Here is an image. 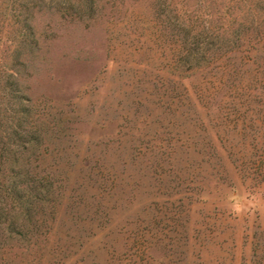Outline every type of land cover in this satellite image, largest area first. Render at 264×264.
Listing matches in <instances>:
<instances>
[{"label":"rangeland","instance_id":"obj_1","mask_svg":"<svg viewBox=\"0 0 264 264\" xmlns=\"http://www.w3.org/2000/svg\"><path fill=\"white\" fill-rule=\"evenodd\" d=\"M0 168V264H264V0H0Z\"/></svg>","mask_w":264,"mask_h":264},{"label":"trees","instance_id":"obj_2","mask_svg":"<svg viewBox=\"0 0 264 264\" xmlns=\"http://www.w3.org/2000/svg\"><path fill=\"white\" fill-rule=\"evenodd\" d=\"M21 139L23 143L31 140L28 136H21ZM23 152L24 151H21L19 152V154ZM0 171H3V168H0ZM17 174L18 172H16V175ZM15 179H13L14 181L9 184L7 183V180L4 181L5 179L0 180V225L7 222L9 226L8 232L19 234L20 232L18 228H16L17 224L15 223L16 218H12L13 216L17 215H15L14 212H17L19 210L24 212L26 211L29 217L31 215L29 214V212H31L33 205L38 203L37 199H39L40 191L45 190V188L47 189V185L42 181H38L37 179L32 177H29L30 180ZM33 187H35V190L33 189ZM30 189L34 190L38 194V196L30 192Z\"/></svg>","mask_w":264,"mask_h":264}]
</instances>
